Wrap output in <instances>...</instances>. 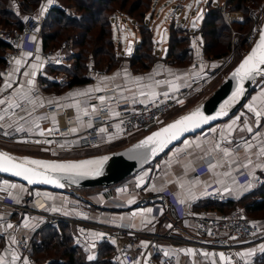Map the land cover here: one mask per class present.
<instances>
[{
	"label": "crops",
	"instance_id": "crops-1",
	"mask_svg": "<svg viewBox=\"0 0 264 264\" xmlns=\"http://www.w3.org/2000/svg\"><path fill=\"white\" fill-rule=\"evenodd\" d=\"M166 3V0H155L151 8L153 15L144 23L152 35L153 62L140 64L139 61L132 60L131 56L139 45L137 28L131 20L119 16L111 19V25L116 24L119 31H125L129 23L134 30V37L126 34L127 42L130 39L132 41L130 54L125 53L127 42L124 43L121 37L115 47L121 58L118 66L86 75L87 82L67 86L70 79L65 78L62 70L63 66L69 67L67 56L59 65H44L41 38L36 40L33 53L21 51L7 74H0V127L3 130L0 133V150L22 161L66 163L65 158L81 153L75 146V137L89 126L88 119L94 114L95 105L91 99L98 92L105 93L104 99L98 102L103 103L114 99L145 102L157 94L168 95L180 91L185 101L170 112L182 109L181 112L188 111L186 109L189 103L210 87L214 80L222 77V63L218 57L214 60L208 57L202 52L200 45L192 40L187 45L185 55L169 54L168 41L165 39L161 43L164 28L160 32L161 41L157 39L158 28L165 24L162 18L166 12ZM33 7L25 0L7 1V8L17 17ZM242 16L240 10H223V17L228 22L242 24ZM189 23L190 19H187L188 28ZM199 26L201 25L197 27ZM203 101L199 100L191 111ZM48 106L61 108L63 114L47 113ZM69 118L75 120L70 135L63 137L59 144H51L47 139L49 132L57 130ZM117 131L114 126L113 132L101 136L103 141H110L102 145L106 147L104 149L123 142L112 141L113 134L116 135ZM22 133L28 135V141L19 136ZM107 155L68 162L94 160L103 163L102 158ZM263 173L264 67L259 71L252 91L233 115L195 135L185 137L123 181L106 187H92L93 189L81 193L83 197H79L69 188L63 191L31 188L18 181L0 178V200L25 205L31 203L36 196H41L45 202L44 210L94 223L93 228L85 230L73 223L60 224L65 225L71 233L72 247L81 256L83 264L97 262L102 243L111 246L110 256L106 257L107 263L123 264L117 246L123 244L124 239L103 241L102 235L107 230L123 226L134 230L153 229L163 232L175 224L172 233L175 236H187V230L194 227V219L198 213L226 211L231 201L238 205L236 202L243 195L260 186L250 184L249 179ZM125 183L129 184L128 192L113 193V188ZM213 184L224 195V201L217 202L207 198L206 188ZM166 191L170 192L169 197H161ZM162 201L180 204L187 215L182 221L175 223L174 214L161 207ZM155 205L160 207L157 215L153 214ZM39 219L40 216L35 212L0 205V264H16L19 258L17 242L26 240L33 244L38 235ZM95 225H100V228ZM146 245V241H137L132 250L140 253ZM260 250L262 248L259 247L256 253L247 250L244 254L257 255ZM101 252L108 250L102 249ZM170 252L177 256V264H192L197 261L193 249L179 247ZM156 259L143 264H158Z\"/></svg>",
	"mask_w": 264,
	"mask_h": 264
},
{
	"label": "built area",
	"instance_id": "built-area-1",
	"mask_svg": "<svg viewBox=\"0 0 264 264\" xmlns=\"http://www.w3.org/2000/svg\"><path fill=\"white\" fill-rule=\"evenodd\" d=\"M225 4V3H224ZM224 4L220 7L224 9ZM51 8H60L65 14L68 9L61 7L58 0H40V6L32 8L24 16L21 26L10 29L0 28V40L7 44L2 55L3 66L1 75H6L14 59L21 51L33 53L35 51L36 40L40 39L41 25L44 13ZM264 19L263 7H259L250 14L252 28L243 35V42L240 44L249 47L258 36L261 23ZM196 35H201L200 27L193 29ZM236 43V40L235 42ZM237 45V43H236ZM66 42H62L58 48L49 49L41 53L44 65H59L65 59L63 52ZM248 47V49H249ZM242 49V48H241ZM245 54L248 50H244ZM235 49L221 61L226 65ZM105 93L93 94L94 114L89 117V126L75 137L77 149L94 148L102 143L101 136L114 131L117 127L115 140H129L134 137L145 135V133L160 126L163 118L176 106L182 104L184 95L180 91L172 94H157L152 99L145 102L131 101L129 99L116 100L112 102L98 103L104 99ZM46 112L49 114H63L61 108L48 106ZM75 125L72 118L65 119L64 123L57 130L50 131L47 139L51 144L61 143L63 137L69 136L71 128ZM3 130L0 127V133ZM19 136L28 141L26 133ZM200 170H197L199 172ZM252 185L264 184V173L254 175L249 179ZM129 191V184H120L113 188L114 194ZM170 192L166 191L161 197H169ZM207 198L213 201H224V195L217 190L215 184L206 188ZM32 203V204H31ZM31 203L25 205L15 204L12 201L2 199L0 205H9L17 210L25 212H35L43 221V224L57 226L60 223H73L77 227L85 230L94 227V223L81 221L78 218H70L57 213L44 210L45 202L41 196L33 198ZM162 208L170 210L175 216V223L182 221L187 215L180 204H170L162 201ZM159 206H153V214L157 215ZM172 225L163 232L151 230H134L123 226H118L110 230H105L102 239L108 241H118L124 239V243L117 246V252L121 256L123 264H143L153 258H157L158 264H177V256L170 250L185 247L193 249L197 261L192 264H260L256 254L246 255L242 250L251 247H261L264 245V218L251 219L240 208H235L228 212L209 213L202 211L194 219V227L188 229L187 236H175L172 233ZM100 228V225H95ZM146 241V248L140 253H134L132 248L137 241ZM19 258L16 264H49V261H36L33 256V247L26 240H19L16 244ZM61 263V260H58Z\"/></svg>",
	"mask_w": 264,
	"mask_h": 264
},
{
	"label": "rangeland",
	"instance_id": "rangeland-1",
	"mask_svg": "<svg viewBox=\"0 0 264 264\" xmlns=\"http://www.w3.org/2000/svg\"><path fill=\"white\" fill-rule=\"evenodd\" d=\"M133 1H135V0H127L126 5L121 9L122 12L119 11V9H120L119 6H120L121 0H116L114 2H111V4H110L111 10L106 13L107 19L110 17L109 23H108L109 24L108 25V28H109L108 35L106 37H104L103 40L95 42L96 41L95 36H96L97 31H98L97 30L98 26L91 27L90 31L88 32V34L86 35V37L84 39V44H83L84 46H78L74 42L75 38H73L72 34H74L75 32H78V30L76 28L69 27L68 31H63L62 29L58 30V29H60V27H62L61 25L64 21V17L60 18V22L58 21V19H55L54 16H52V18H49L47 20H46V18H43L42 25H41V32L46 33L47 31L48 32L54 31V33H55L57 31L58 32L60 31V33H58L59 35L56 37L54 43H51V45H49L48 48L49 49L58 48L62 42H66V47H64L63 52H64L65 56H67L68 63H70L69 67L63 66L64 68H62V70L64 72V76L66 79L67 78L70 79L71 76L73 75V65L76 61L75 56L77 54H81L83 59H84L83 61L85 64V72H84L85 75L101 73L103 71H106L108 69H112V68L118 66L119 62L121 61V58L118 56L117 48H115V47H117L116 43L120 41L121 37H122L123 42L126 43L127 42V38H126L127 33L130 35L132 34L133 37L135 36V34H134L133 28L131 27L132 25H130L129 23L127 24L125 31L124 30L119 31V28H117L116 24L111 25V19L114 20L115 16L124 17L126 19L131 20L133 23H135L136 28H137V32H138V37H139L138 38L139 39V45H140V30H141V28L147 29L148 26L146 25L147 27H145L144 23L147 22L146 21L147 18H150L153 15V13H151V8H152V5L155 3V0H140L141 5L132 14V17L136 21L126 17V14H125L129 5ZM194 1L195 0H166V2H167L166 6H165L166 12H164L163 18H162L163 22L165 24L161 25L158 28V32H157V39H158L160 36L161 29L164 28L163 39L161 42L162 44L164 43L165 39L168 41L169 37H171L174 41H176L178 43H182L181 39L183 37H186L188 44H189V41H191V40L194 42H197L200 45L202 52H206V51H204V46H205V43L209 44V40H205L201 26H199L200 31H201V35H199V34L196 35L197 31L192 32L193 28H188L187 19H191V18L195 17L198 13L199 8L202 6H204L205 8L206 7L213 8V7L220 5L219 6V8H220L225 3V0H202L201 3L198 4L197 8L193 9ZM58 3H60L61 7H64V8L69 10L67 14L62 12L63 15H67L70 18H76V19L80 18V11H77L75 2L73 0H59ZM259 3L260 4L254 9H251V6L249 5L250 7H248L247 9H250V10L246 14H243L241 11V13L243 15L242 16L243 21H244L245 15L249 16L247 24L245 26H243L242 28L239 27L238 25H236L235 21L234 22H228L223 17V10L225 9V4H224L223 10L219 9L221 12L222 22L227 26V29H228L227 30L228 32L224 33V36L225 37L227 36L226 39L228 41V46L226 48V53L221 54V56L218 57V58H220L218 60L223 61V59L228 55V53L232 50V48L235 49V53L233 56L230 57V59L228 60L226 65L222 64V71H223V72H221L222 77L214 80L213 84L211 83L212 85L210 87H208L205 91H203V93L201 95L196 96L189 103V105L186 109L188 111H186V112L191 111V109L194 108L193 106H195V104L199 100H201V99L205 100L208 96H210L211 93L216 89V87L223 80L225 75L234 66V64H236L237 61L244 55L243 54L245 52L244 50H246V49L248 50L249 45H248V47L241 45L242 49L239 46H240V44H242V42L244 40L243 35L247 34L248 31L250 30V28H252L251 22H250V14L252 12H254V10H256L257 8H259L261 6L263 7V10H264V0L260 1ZM4 4H5V2H4ZM248 4L249 3H247V5ZM182 5H183V7H182ZM38 6H40V0H39V4L37 5V7ZM33 8H35V7H33ZM29 10H31V9H29ZM28 11L26 13H23L22 16L21 15L18 16L16 18V20L11 19L10 20L11 23L9 25H4V23H1L0 28L10 29L13 27L15 22H18V23L21 22L22 23V20H23L24 16L28 13ZM46 12L44 13V17L46 15ZM140 13H143L144 19L140 20V17H139ZM158 16H159V14H158ZM203 17H204V14L203 15L201 14L196 18V24L197 25L202 24ZM86 25L89 26L90 24L86 23ZM171 25L173 27H171ZM228 25H230V26H228ZM168 28H169V30H168ZM120 33H121V35H119ZM105 39H109L110 45H104ZM235 40H236L237 45H236V43H234ZM180 45L181 44H179V46ZM215 46H217V48L215 47L209 53L208 52H207V54L205 53L208 57L210 56V58H212L213 60L215 58H217V57H215L216 49L217 50L219 49L218 45H215ZM48 48L45 49L44 51L49 50ZM176 51L177 50H175V52ZM134 52H135V56L133 57L132 60H137V61H139L140 64H142V62L143 63H149L146 61L153 62L152 54L149 55L150 49H147L146 46H144L142 48L136 47ZM151 53H152V50H151ZM172 55H174V54L172 53ZM1 69H2V67H0V70ZM58 69H59V67H58ZM59 70L61 71V69H59ZM236 98L237 97L234 96L231 99V101L229 103H227L224 107L227 108V107L231 106L236 101ZM182 110H174V111L170 112L169 114H167L163 118V121L161 122L160 125H163L164 123L186 113V112H181ZM143 135L131 138L129 140L123 139V140H121L123 142L115 144L114 147L113 148L110 147V149L109 148L104 149L106 147L102 146L103 144H107L110 141L107 142V140L103 141V139H102L101 145H99V147L97 146V148L95 150L89 149L87 151H84L83 149H79V150H81V151H79L81 153H78L77 155H74L73 157H70L67 159L65 158L64 160H65V162H68V161H77V160L80 161V159L85 160V159L101 158V156H105L111 152H114L116 150H119V149L129 145L130 143H132L133 141L142 137ZM112 141L117 142L120 140H115L113 138ZM107 147H109V146H107ZM47 162H51V161H47ZM56 162H62V161H56ZM1 179L10 180V179L2 178V177H1ZM90 189H93V188H78V189L69 188V190L72 191L75 196H79V197H83V195L81 193L88 191ZM235 207L242 208L243 205L238 204V205H235L233 208H235ZM247 214H248V217H250L251 219H254V220L259 219V218H264V212H257V213H253V214L247 213ZM46 226H48V225L43 224V221L41 219H39L38 225H37V227H39V228H37L38 229L37 233L39 234V232L46 229ZM57 226H52V227H57ZM48 233H49L48 230H45V233L42 235V237H45ZM35 237H37L39 239V236L36 235ZM70 245L72 246V242L70 243ZM257 248H259V247L247 248V249L242 250V253H245V251H247V250H251L254 253L257 250ZM260 248H262V250H260L257 255L260 259L259 263L264 264V245L261 246ZM57 256H59V255H56V254L54 255L52 253H47L46 251H44V252H41L38 254V259L39 260L41 259V261H43V262L49 261L48 263L50 264Z\"/></svg>",
	"mask_w": 264,
	"mask_h": 264
},
{
	"label": "water",
	"instance_id": "water-1",
	"mask_svg": "<svg viewBox=\"0 0 264 264\" xmlns=\"http://www.w3.org/2000/svg\"><path fill=\"white\" fill-rule=\"evenodd\" d=\"M201 1L195 0L193 9H196ZM201 14L203 15V6L199 8L197 15L190 19V28H197L196 18ZM161 37L162 33L158 38L159 42ZM131 48L132 41L129 40L125 49L127 55L130 54ZM263 67L264 19L258 36L248 51L196 109L160 125L129 145L103 157L106 161L98 173L85 174L38 168L0 150V178L18 181L31 188L52 191L106 187L119 183L149 165L170 146L185 137L195 135L233 115L252 91L256 77ZM231 96H236V101L225 108L224 104Z\"/></svg>",
	"mask_w": 264,
	"mask_h": 264
},
{
	"label": "trees",
	"instance_id": "trees-1",
	"mask_svg": "<svg viewBox=\"0 0 264 264\" xmlns=\"http://www.w3.org/2000/svg\"><path fill=\"white\" fill-rule=\"evenodd\" d=\"M7 1L8 0H0V25L4 23V25H9L11 23V19L16 20L17 16L14 15L12 11L7 8ZM29 4L33 5L35 8L39 4V0H25ZM59 1V0H58ZM76 5L77 11H80V18H70L67 15H63L60 8H51L44 18L49 19L54 16L55 19H58L60 22V18L64 17V21L62 23V27L58 30L68 31L69 27L76 28L78 32H73V38H75V44L78 46H84V39L88 32L90 31L91 27H97V33L95 39L97 41L103 40L109 33L108 23L109 18L107 19L106 13L111 10L110 4L116 0H73ZM127 0H121L120 2V9L119 11L122 12V8L126 5ZM262 0H226L225 1V8L229 11L240 10L243 14L249 12L250 9H247L251 6V9L256 8ZM5 2V4H4ZM247 3H249L247 5ZM141 5L140 0L133 1L127 11L126 17L136 21L132 14L134 11ZM247 5V6H246ZM250 5V6H249ZM203 20L201 24V29L203 31V35L205 40H209V44L205 43L204 50L209 53L213 50V48H217L218 45L219 49H216L215 57L221 56V54L226 53V48L228 46V41L224 36V33L228 32L227 26L222 22L221 19V12L219 8H209L206 7L203 10ZM123 15V14H122ZM140 20L143 18V13L139 14ZM248 15H245L244 21L242 24L236 23L239 27L245 26L248 22ZM86 23L90 25L87 26ZM21 22H15L13 27H20ZM74 30V29H73ZM60 31L55 32H41L40 38L42 40V47L43 50L47 49L51 43H54L56 37L59 35ZM182 43H178L174 41L171 37L168 40V52L171 55L172 53L176 56L177 53L181 55H185L187 53V45L188 41L186 37L181 39ZM179 44H181L179 46ZM104 45H110L109 39L104 40ZM146 46L147 49L152 48V35L148 29L141 28L140 30V45L137 48H142ZM7 44L0 40V67L3 66V59L2 55L5 51ZM49 49V48H48ZM175 50H177L175 52ZM135 56V52L132 54V59ZM76 61L73 65V75L71 76L70 80L67 83V86H71L74 84H81L88 81L87 76L84 74L85 72V64L84 59L81 54H77ZM229 207L226 211L221 212H228L235 208V203L232 201L228 203ZM236 204H241L243 207L241 208L244 213L248 216L247 213L253 214L257 212H264V184L258 186L257 188L251 190L250 192L243 195ZM45 230H48V234L45 237L42 235L45 233ZM47 232V231H46ZM39 239L35 237L33 246V256L36 261H41L38 259V254L41 252L46 251L47 253H52L59 255L57 256L50 264H83L80 261V256L78 255L76 249L70 245L71 243V233L69 232L68 228L63 225L59 224L57 227L46 226V229L39 232L37 235ZM42 237V238H41ZM41 238V239H40ZM102 249L108 250V252H101ZM111 246L107 243H102L100 245L99 254L97 257V262L95 264H109L107 263V258L110 256ZM48 255V254H47ZM47 257V256H46ZM106 258V259H105ZM61 260V263L58 262ZM64 260V261H63Z\"/></svg>",
	"mask_w": 264,
	"mask_h": 264
},
{
	"label": "bare ground",
	"instance_id": "bare-ground-1",
	"mask_svg": "<svg viewBox=\"0 0 264 264\" xmlns=\"http://www.w3.org/2000/svg\"><path fill=\"white\" fill-rule=\"evenodd\" d=\"M233 96L229 97L226 100V104L231 101ZM232 103V102H231ZM224 104V105H226ZM103 163L101 161H82V162H44V161H23L31 166L43 168V169H50V170H66V171H72V172H81L85 174H96L99 172L100 169H102L106 159L102 158Z\"/></svg>",
	"mask_w": 264,
	"mask_h": 264
}]
</instances>
